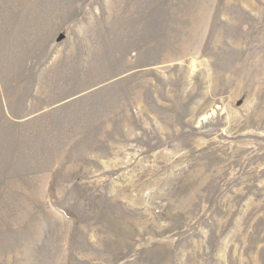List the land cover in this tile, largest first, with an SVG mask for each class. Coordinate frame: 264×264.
Returning a JSON list of instances; mask_svg holds the SVG:
<instances>
[{
	"label": "rangeland",
	"instance_id": "374dc122",
	"mask_svg": "<svg viewBox=\"0 0 264 264\" xmlns=\"http://www.w3.org/2000/svg\"><path fill=\"white\" fill-rule=\"evenodd\" d=\"M0 23L7 97L44 108L0 125V264H264V0H0Z\"/></svg>",
	"mask_w": 264,
	"mask_h": 264
},
{
	"label": "crops",
	"instance_id": "0c3cea01",
	"mask_svg": "<svg viewBox=\"0 0 264 264\" xmlns=\"http://www.w3.org/2000/svg\"><path fill=\"white\" fill-rule=\"evenodd\" d=\"M23 13V12H22ZM38 20V16L32 13L30 19L25 20V24L29 25L32 30L34 27L39 25L36 23ZM16 27V26H15ZM20 31L16 28H11V26L2 25L0 23V125L7 124H26L31 121H34L41 117V114L44 112V108L42 110H36L35 112H31L28 114L23 113V109H27L29 106L31 107V96L27 98L20 99V101L12 102V98L7 97L6 92H17L21 93L26 91L22 88L21 84L17 83H3L1 76H4V68L7 66V53H16V43L17 37L20 36ZM31 91H36L35 89H31ZM16 99V98H15ZM40 104L38 103L37 106ZM15 107H19L20 109L16 112H11L10 109H15Z\"/></svg>",
	"mask_w": 264,
	"mask_h": 264
}]
</instances>
